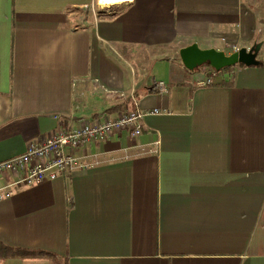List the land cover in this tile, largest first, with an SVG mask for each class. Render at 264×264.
I'll list each match as a JSON object with an SVG mask.
<instances>
[{"label": "crops", "instance_id": "1", "mask_svg": "<svg viewBox=\"0 0 264 264\" xmlns=\"http://www.w3.org/2000/svg\"><path fill=\"white\" fill-rule=\"evenodd\" d=\"M192 44L262 48L264 0H0V163L132 96L146 114L139 136L80 148L88 169L12 186L1 245L62 264H264V61L199 87L212 69L183 65Z\"/></svg>", "mask_w": 264, "mask_h": 264}, {"label": "built area", "instance_id": "2", "mask_svg": "<svg viewBox=\"0 0 264 264\" xmlns=\"http://www.w3.org/2000/svg\"><path fill=\"white\" fill-rule=\"evenodd\" d=\"M235 50L238 48L234 47ZM216 75L210 73L207 82H197L199 87L211 85ZM158 92L163 94L167 87L164 82H158ZM135 109L118 115L115 118L104 117L92 121H82L70 130H58L42 137L38 142L28 145L23 155L16 156L0 163V179H6L8 174L14 176L11 185L0 188V201L13 195L12 186H35L46 180H54L66 172L86 170L89 165L76 156L80 148L89 143H99L108 136L122 131H128L132 136H139L143 131L145 113L138 109V101L131 97ZM149 114H160L154 109ZM5 191V192H3Z\"/></svg>", "mask_w": 264, "mask_h": 264}, {"label": "water", "instance_id": "3", "mask_svg": "<svg viewBox=\"0 0 264 264\" xmlns=\"http://www.w3.org/2000/svg\"><path fill=\"white\" fill-rule=\"evenodd\" d=\"M261 49V45H255L252 48L243 47L230 55L224 51L214 48L201 49L197 44H192L180 50V58L183 65L188 70H195L202 66L209 67L214 71H221L225 68L236 65L255 66L256 57Z\"/></svg>", "mask_w": 264, "mask_h": 264}, {"label": "trees", "instance_id": "4", "mask_svg": "<svg viewBox=\"0 0 264 264\" xmlns=\"http://www.w3.org/2000/svg\"><path fill=\"white\" fill-rule=\"evenodd\" d=\"M256 65H259L257 62ZM229 69V68H225ZM224 70V69H223ZM1 257H15V256H44L51 258L53 264H62L60 258L53 256L52 253L46 251H32L23 248H9L0 244ZM64 264V263H63Z\"/></svg>", "mask_w": 264, "mask_h": 264}, {"label": "rangeland", "instance_id": "5", "mask_svg": "<svg viewBox=\"0 0 264 264\" xmlns=\"http://www.w3.org/2000/svg\"><path fill=\"white\" fill-rule=\"evenodd\" d=\"M257 62H263L264 61V46L261 48L259 51L257 57H256ZM133 63V62H132ZM238 66V65H237ZM215 73H218V71H214Z\"/></svg>", "mask_w": 264, "mask_h": 264}]
</instances>
